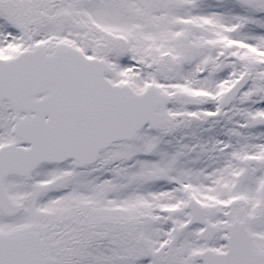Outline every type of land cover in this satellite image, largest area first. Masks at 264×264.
<instances>
[{
    "label": "snow or ice",
    "instance_id": "1",
    "mask_svg": "<svg viewBox=\"0 0 264 264\" xmlns=\"http://www.w3.org/2000/svg\"><path fill=\"white\" fill-rule=\"evenodd\" d=\"M0 264H264V0H0Z\"/></svg>",
    "mask_w": 264,
    "mask_h": 264
}]
</instances>
